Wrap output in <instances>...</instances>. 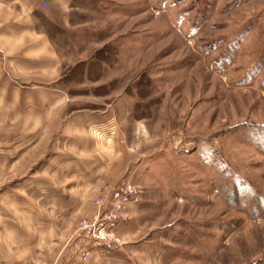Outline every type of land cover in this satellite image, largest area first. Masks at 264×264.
<instances>
[{
  "label": "rangeland",
  "instance_id": "374dc122",
  "mask_svg": "<svg viewBox=\"0 0 264 264\" xmlns=\"http://www.w3.org/2000/svg\"><path fill=\"white\" fill-rule=\"evenodd\" d=\"M23 1L0 0V264H264V0ZM121 153L142 252L84 260L69 230Z\"/></svg>",
  "mask_w": 264,
  "mask_h": 264
},
{
  "label": "crops",
  "instance_id": "0c3cea01",
  "mask_svg": "<svg viewBox=\"0 0 264 264\" xmlns=\"http://www.w3.org/2000/svg\"><path fill=\"white\" fill-rule=\"evenodd\" d=\"M14 1H16V0H14ZM18 1L24 2L23 0H18ZM51 11H52L51 12L52 14H47V15H49L51 17V20L54 22V10L52 9ZM5 31H6V33L4 32L2 34H5V36L8 37V35L11 32L10 27L7 26V29ZM31 32H33V31H31ZM33 33H36V34L38 33L37 35H39L42 39V41H39V42L36 41L33 45V48H32L34 50H38L37 55L44 56V55H46V53H44L46 51L52 57L57 56L56 52L54 51V44L52 43V38H50V36H49V33H50L49 31L41 30V31H34ZM11 41L13 42V43H11L12 44L10 46L11 48L7 47V45H5L6 40L2 41L3 42V48H7V50L12 49V48H14V50H17V49L22 50L24 48L21 45V43H23V41H21V40H18V41L11 40ZM60 89L61 88L58 85H55L54 86V93H52V95H51L54 97V108L59 106V104H60L59 100L60 99H62V102L64 100L63 96H61V94H60V92H61ZM116 108L118 109V107H116ZM116 108L114 107V110ZM121 110H122V108H121ZM127 113L129 114L130 110H128ZM100 121H101L100 118L98 116H95V115L77 114L76 116L71 118L65 124L64 131H66V133H71L72 131H78V130L81 132L83 130H86L91 125V130L94 133H96V135H97L96 136L97 143L99 145L101 144L102 148L107 150L108 153L109 152L112 153L113 152V144H112V138H111L112 134L110 135L109 134L110 132H108V131H113L114 125L108 122V124L100 126L98 124V122H100ZM87 124H88V126H87ZM98 139H99V141H98ZM91 144H93V143H91ZM121 144L122 145L120 146V150L124 151V154H127L129 152V149H127V146H125V150H123L122 149L124 147L123 141L121 142ZM111 153H109V154H111ZM141 156H145V153L142 152ZM141 156H139L136 159L134 157H129V159L127 160L126 158H124L122 156V153H121L118 157H116L115 162H113L111 165H109L108 167L106 165H104V168H106V170H105V173L103 174V177H104L103 183L97 189L96 195L99 192V190L104 186V184L116 183L120 179V177L128 171V169L130 168L132 163H138V160H140ZM76 169H79V166L76 165ZM98 169L100 170V168H98ZM135 170L136 169H134V171ZM74 172L76 174H79V171H74ZM97 172L99 173V171H97ZM98 173L96 174V172H93L92 176H94V175L97 176ZM136 184H138V183H136ZM95 196H93V198ZM93 198L90 199L88 202H86L85 205L83 204V210L81 212L80 218L84 219V218L94 217V215L96 213V206L93 203ZM142 209H143L142 207L140 209V206L135 208L132 220L123 224L119 228V233L122 235V237L124 238V241H125V244L122 246V248L120 250H122V252L125 254L127 251L128 252L127 254H129L130 256H132V254H134V256L138 257L142 252L141 247L145 243V240H144L145 236L141 235V231L144 230V227L140 223V219H139L141 217L140 213H142V215H143V212L141 211ZM139 210H140V213H139ZM69 231H70L69 232V239L73 241L74 248H75L77 253L80 252L84 248L95 246V244L91 241V239L88 236H86L82 233L81 234L77 233V228H74V229L69 230ZM139 246H141V247H139ZM123 253H122V255L125 256V254H123ZM72 255L70 254L69 256H72Z\"/></svg>",
  "mask_w": 264,
  "mask_h": 264
},
{
  "label": "built area",
  "instance_id": "2783aa9c",
  "mask_svg": "<svg viewBox=\"0 0 264 264\" xmlns=\"http://www.w3.org/2000/svg\"><path fill=\"white\" fill-rule=\"evenodd\" d=\"M142 200V186L129 179L105 185L95 198L94 217L82 219L77 227V231H82L95 244L82 249L81 257L88 260L95 249H100L101 254L107 256L122 247L125 241L119 228L132 220L134 209Z\"/></svg>",
  "mask_w": 264,
  "mask_h": 264
}]
</instances>
